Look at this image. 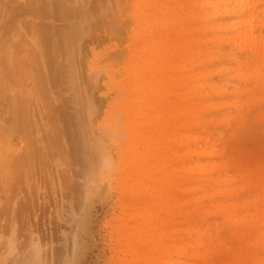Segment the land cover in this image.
Instances as JSON below:
<instances>
[{
    "label": "rangeland",
    "instance_id": "374dc122",
    "mask_svg": "<svg viewBox=\"0 0 264 264\" xmlns=\"http://www.w3.org/2000/svg\"><path fill=\"white\" fill-rule=\"evenodd\" d=\"M147 2L0 0V264H140L133 254L143 264H185L180 220L165 194L161 220L137 234L142 245L131 229L140 222L135 194L150 193L134 164L152 152L141 135L147 126L131 118L144 104L130 83L132 67L144 68L145 79L154 68L176 80L138 54L149 41ZM239 114L238 126L219 129L221 159L264 164V120L256 108ZM172 170L181 174L180 165Z\"/></svg>",
    "mask_w": 264,
    "mask_h": 264
},
{
    "label": "bare ground",
    "instance_id": "6f19581e",
    "mask_svg": "<svg viewBox=\"0 0 264 264\" xmlns=\"http://www.w3.org/2000/svg\"><path fill=\"white\" fill-rule=\"evenodd\" d=\"M157 2H147L142 22L149 41L138 54L149 59L145 65L163 63L176 80L171 84L154 68L145 79L140 77L144 68L132 67L130 83L151 108L144 114L142 104L131 118L140 117L147 126L141 135L148 136L152 151L134 164L146 171L140 174L150 191L146 197L135 194L138 207L132 214L140 222L131 228L137 230L134 238L142 245L139 230L155 228L161 220L165 194L172 199L173 218L180 220L185 264L206 259L211 264H264V164L225 162L217 139L221 126H238L243 110L256 108L257 119L264 120V0H165L156 8ZM164 18L168 24L157 31ZM177 165L182 175L173 173ZM135 180L138 191L140 179ZM144 197L146 211L140 206ZM151 232L155 241L157 231ZM150 248L157 252L154 244ZM135 255L132 259L143 264Z\"/></svg>",
    "mask_w": 264,
    "mask_h": 264
}]
</instances>
